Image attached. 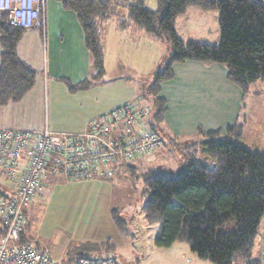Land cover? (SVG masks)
Segmentation results:
<instances>
[{
  "label": "trees",
  "instance_id": "16d2710c",
  "mask_svg": "<svg viewBox=\"0 0 264 264\" xmlns=\"http://www.w3.org/2000/svg\"><path fill=\"white\" fill-rule=\"evenodd\" d=\"M56 1L75 14L91 58L87 79L76 84L65 80L72 91L86 90L104 75V36L109 20L115 21L118 31L144 32L166 42L168 53L161 69L154 71L152 82L142 91V97L149 102V115L138 118L136 113L138 120L133 127L154 131L162 145L171 140L162 131L166 102L158 94L161 83L173 77L175 63H222L227 68V79L243 94L251 84L264 80V0H157L156 10L148 9L145 0ZM190 6L217 11V44L184 41L177 36L175 20ZM41 27L43 23L32 28ZM32 28L12 25L7 12L0 15V106L20 101L35 84L36 70L16 53L24 31ZM123 126L121 123L117 128L124 129ZM242 128L237 122L223 133L198 129L196 136L201 140L187 144L176 175H165L162 168L148 169L142 175L141 194L146 199L141 210L147 224L159 225L154 238L156 247L184 242L197 258L211 264H262L259 239L264 231V152L241 142ZM1 196L7 195L0 191ZM230 223L234 229L223 231ZM20 240L26 241L23 234ZM104 249L112 250V245L81 243L67 264Z\"/></svg>",
  "mask_w": 264,
  "mask_h": 264
},
{
  "label": "crops",
  "instance_id": "0c3cea01",
  "mask_svg": "<svg viewBox=\"0 0 264 264\" xmlns=\"http://www.w3.org/2000/svg\"><path fill=\"white\" fill-rule=\"evenodd\" d=\"M43 7V28L25 30L16 48L19 59L36 70L35 84L20 101L0 106V129H47L54 136L77 134L85 130L88 120L105 111L130 103L137 109L146 106V102L141 101L143 86L138 77L151 73L163 63L168 53L164 40L144 32L118 31L115 25L108 29L107 24L104 75L88 89L72 91L65 80L76 84L87 79L91 72V58L84 45L82 29L75 14L63 9L58 1L44 0ZM174 28L184 41L217 44L220 39L216 10L190 6L176 18ZM125 44L134 45V52ZM130 54L132 58L125 60ZM172 71L173 77L161 83L158 94L166 102L162 131L171 140L167 141V154L173 147L181 149L179 152L184 158L187 144L201 140L196 136L198 129L223 133L226 127L237 122L243 127L241 142L254 151L264 152V103L260 101L263 107L250 106L249 109L245 104L246 93L227 79L224 64L187 60L175 63ZM132 73L136 78L128 80ZM116 75L121 78L126 75L127 83L113 88L110 81ZM257 82L251 86H256ZM261 89L254 87L251 94L264 97ZM69 104H72L71 115L68 114L70 108L64 106ZM62 123L66 125L63 127ZM162 147L132 163L142 160L140 164L144 165L159 155ZM114 166H109L106 176L113 173ZM58 175H48L45 183ZM0 191L7 196L14 191L1 175Z\"/></svg>",
  "mask_w": 264,
  "mask_h": 264
},
{
  "label": "rangeland",
  "instance_id": "374dc122",
  "mask_svg": "<svg viewBox=\"0 0 264 264\" xmlns=\"http://www.w3.org/2000/svg\"><path fill=\"white\" fill-rule=\"evenodd\" d=\"M145 6L156 10L157 0H145ZM107 24L108 29L113 28L115 21L111 19ZM125 47L134 52V45L125 44ZM131 58V54L125 56V60ZM162 64L154 71L160 70ZM154 71L138 77L139 84L143 87L150 84ZM132 78H136L133 73L128 75V80ZM259 81L245 95V104L249 109L250 106L263 107L259 103H264V97L251 94L254 87L262 88L259 92L264 94V81ZM110 83L113 88L122 86L127 83L126 75L123 78L116 75ZM141 101L149 104L144 98ZM64 106L70 108L68 114L71 115L72 104ZM65 125L62 123L63 127ZM167 147L165 143L163 151L144 165L140 164L142 160H138V164L116 165L113 173L104 178L74 180L58 175L46 183V179L43 180L38 194L23 209L24 238L36 243L62 264H67L72 251L81 243L112 245V250H100L91 257L115 258L118 264H211L208 260L197 258L184 242L156 247L154 238L159 225H149L144 220L141 209L146 197L141 194L142 175L148 169L160 166L165 175L174 176L183 163L181 149L171 147L174 151L170 149L167 154ZM233 229L234 225L230 223L222 230Z\"/></svg>",
  "mask_w": 264,
  "mask_h": 264
},
{
  "label": "built area",
  "instance_id": "2783aa9c",
  "mask_svg": "<svg viewBox=\"0 0 264 264\" xmlns=\"http://www.w3.org/2000/svg\"><path fill=\"white\" fill-rule=\"evenodd\" d=\"M43 6L44 0H0V15L7 12L10 23L20 28L40 27ZM136 113L138 118L147 117L149 108L137 109L130 103L105 111L88 120L85 130L77 134L54 136L47 129H0V174L14 188L9 196L0 197V264H62L33 241L20 240L23 209L49 173L76 180L104 177L109 166L158 149L162 140L154 131L133 129ZM121 123L125 128L119 130ZM259 241L264 264V231ZM75 264L118 263L80 257Z\"/></svg>",
  "mask_w": 264,
  "mask_h": 264
}]
</instances>
